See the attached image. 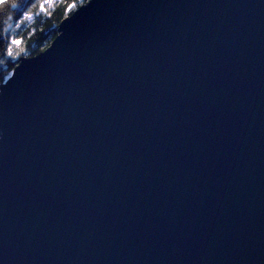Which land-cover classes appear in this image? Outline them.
Segmentation results:
<instances>
[{
	"label": "water",
	"instance_id": "water-1",
	"mask_svg": "<svg viewBox=\"0 0 264 264\" xmlns=\"http://www.w3.org/2000/svg\"><path fill=\"white\" fill-rule=\"evenodd\" d=\"M0 264H264V0H90L22 57Z\"/></svg>",
	"mask_w": 264,
	"mask_h": 264
},
{
	"label": "trees",
	"instance_id": "trees-1",
	"mask_svg": "<svg viewBox=\"0 0 264 264\" xmlns=\"http://www.w3.org/2000/svg\"><path fill=\"white\" fill-rule=\"evenodd\" d=\"M89 1L17 0L15 8L8 3L0 4V86L22 57L46 49L57 36L61 21ZM13 40L17 43L13 44Z\"/></svg>",
	"mask_w": 264,
	"mask_h": 264
},
{
	"label": "snow or ice",
	"instance_id": "snow-or-ice-1",
	"mask_svg": "<svg viewBox=\"0 0 264 264\" xmlns=\"http://www.w3.org/2000/svg\"><path fill=\"white\" fill-rule=\"evenodd\" d=\"M8 3L12 8H15L17 6V0H0V4ZM11 18V17H9ZM11 27V25H9ZM13 44L17 43L16 40L12 41ZM9 55H11V52H9Z\"/></svg>",
	"mask_w": 264,
	"mask_h": 264
}]
</instances>
